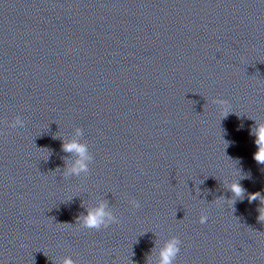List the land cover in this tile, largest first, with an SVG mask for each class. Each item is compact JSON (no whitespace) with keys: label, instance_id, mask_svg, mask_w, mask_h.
Here are the masks:
<instances>
[{"label":"clouds","instance_id":"9594fccd","mask_svg":"<svg viewBox=\"0 0 264 264\" xmlns=\"http://www.w3.org/2000/svg\"><path fill=\"white\" fill-rule=\"evenodd\" d=\"M214 102L221 106V110L224 113L223 117H226L228 113H230L228 101L224 99H215ZM24 125L25 121L20 116H16L9 124V127L22 128ZM82 134V130L77 128L76 135L80 136ZM251 135L255 137L254 143L257 146V151L253 154V158L258 164L264 165V122L257 123L255 127L252 128ZM63 150L68 153H74L77 156V159L68 169V173L79 175L81 172H88V163L92 160V156L89 154L87 144L81 143L77 140H72L63 144ZM230 191L236 198L242 197L245 193V189L239 182L232 183ZM248 198L250 201L260 199L261 204L264 205V197H262L260 193L251 194ZM219 201L221 200H217V202ZM130 203L133 208L140 207V202L135 199H132ZM258 219L261 222H264V206L259 208ZM207 220L208 216L202 213L199 218V222L204 224ZM78 223L83 228L99 231L101 229L108 228L111 224L119 223V220L117 216L113 215L107 209V205L101 202L97 207L88 209L86 211V215L79 218ZM181 243L182 241L176 236H173L166 241L164 246L159 251V264H174L181 251ZM61 264H76V262L71 257L65 256Z\"/></svg>","mask_w":264,"mask_h":264}]
</instances>
